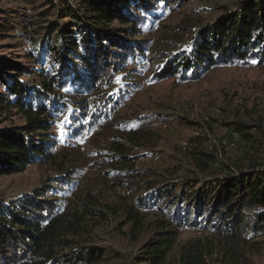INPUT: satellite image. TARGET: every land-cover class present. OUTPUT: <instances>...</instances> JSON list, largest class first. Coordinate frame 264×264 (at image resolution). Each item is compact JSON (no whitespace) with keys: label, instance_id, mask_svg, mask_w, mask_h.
<instances>
[{"label":"trees","instance_id":"1","mask_svg":"<svg viewBox=\"0 0 264 264\" xmlns=\"http://www.w3.org/2000/svg\"><path fill=\"white\" fill-rule=\"evenodd\" d=\"M14 1L22 6H0V37L20 40L29 66L13 59L0 62V103L16 109L24 120L22 126L0 129V174L7 175L29 165L54 163L57 142L49 134L51 121L69 104L79 106L68 116L72 136L78 132L79 117L85 115L80 113L86 110L84 103L71 96L90 94L106 82L110 67L122 69L129 55L142 52L148 40L140 39V25H158L190 0H80L78 8L64 1L59 15L67 19L65 24L48 19L52 0ZM222 11L213 22L201 25L183 19L175 32L189 38V50L163 58L164 65L153 80L176 78L182 84L217 67H264V0H245ZM114 22L120 28L109 27ZM23 76L34 79L23 80ZM249 115L248 121L236 117L227 126L246 146L244 158L232 165L235 168L216 163V154L201 148L202 140L190 139L186 158L208 175L183 180L178 191L177 185L150 187L125 209L124 225H131L134 237L143 226L144 213L155 215L139 264H165L187 229L209 234L182 244L177 264H253L252 257L262 253L264 116ZM123 153L118 147L110 162L117 161L116 167L129 162ZM214 166L218 168L210 172ZM71 173L45 182L18 202L0 204V264H98L103 260L105 250L97 246L57 251L58 246L69 245L68 237L78 234L83 221L82 214L66 219L67 185L74 182ZM108 175L114 180L119 173L111 168ZM119 181L114 180L123 185Z\"/></svg>","mask_w":264,"mask_h":264},{"label":"rangeland","instance_id":"2","mask_svg":"<svg viewBox=\"0 0 264 264\" xmlns=\"http://www.w3.org/2000/svg\"><path fill=\"white\" fill-rule=\"evenodd\" d=\"M52 1L54 7L48 19L63 24L67 19L59 15L62 2L73 8H78L80 2ZM242 1L245 0H190L158 25L150 28L146 23L140 25V39L148 40L142 52L129 55L122 69L115 71L110 67L104 75L106 82L90 94L71 96L86 106V110L80 111L85 115L79 117L76 135H70L68 116L79 106L69 104L51 121L49 134L57 142L55 162L0 174V204L18 202L45 182L65 178L70 171L74 182L67 185L66 219L70 221L72 214H82L83 221L78 234L68 237L69 245L58 246L57 251L67 252L80 245L97 246L105 250L98 264H139L142 248L152 235L150 226L155 215L144 213L143 226L134 237L131 225H124L125 209L150 187L177 185L178 191V184L183 180L203 179L208 175L200 173L186 158L190 139L202 140L201 148L214 152L216 163L235 168L232 165L244 158L246 146L239 143L234 149L217 148L209 140L218 141L236 117L248 121L249 112L254 118L264 116V67H217L202 73L195 81L182 84L176 78L163 81L152 78L163 67V58L189 50V38L179 37V32H175L183 19L200 25L210 23L223 8L234 9ZM18 5L22 6L14 0L0 3L3 8ZM109 27L120 28L116 22ZM25 52L26 47L15 37H0V62L13 59L29 66ZM76 112L73 113L76 115ZM92 116L94 121L90 119ZM23 124L22 115L16 109L0 103V129ZM133 132L135 137L131 136ZM120 146L130 160L116 167L117 161L111 163L110 158ZM261 158L264 160V146ZM111 168L118 170L119 176L114 180H120L123 185H117L108 175ZM87 210L100 215H91ZM208 234L191 229L183 231L165 264H177L182 244ZM252 260L253 264H264V249Z\"/></svg>","mask_w":264,"mask_h":264},{"label":"built area","instance_id":"3","mask_svg":"<svg viewBox=\"0 0 264 264\" xmlns=\"http://www.w3.org/2000/svg\"><path fill=\"white\" fill-rule=\"evenodd\" d=\"M209 142L217 148L234 149L240 142V135L236 131L226 128L222 131L218 141L209 140Z\"/></svg>","mask_w":264,"mask_h":264}]
</instances>
